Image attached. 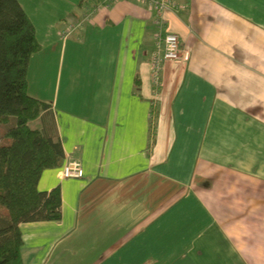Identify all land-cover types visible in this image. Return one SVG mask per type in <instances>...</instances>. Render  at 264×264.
<instances>
[{
	"label": "crops",
	"instance_id": "1",
	"mask_svg": "<svg viewBox=\"0 0 264 264\" xmlns=\"http://www.w3.org/2000/svg\"><path fill=\"white\" fill-rule=\"evenodd\" d=\"M19 1L42 45L28 90L55 75L29 91L37 123L84 169L42 173L62 218L20 224L26 264H264V0H172L162 26L139 0ZM158 30L190 58L156 88Z\"/></svg>",
	"mask_w": 264,
	"mask_h": 264
},
{
	"label": "trees",
	"instance_id": "2",
	"mask_svg": "<svg viewBox=\"0 0 264 264\" xmlns=\"http://www.w3.org/2000/svg\"><path fill=\"white\" fill-rule=\"evenodd\" d=\"M41 49L20 1L0 0V264H26L21 223L62 218L61 187L38 189L42 173L65 160L61 141L37 123L50 103L28 90L30 60Z\"/></svg>",
	"mask_w": 264,
	"mask_h": 264
},
{
	"label": "built area",
	"instance_id": "3",
	"mask_svg": "<svg viewBox=\"0 0 264 264\" xmlns=\"http://www.w3.org/2000/svg\"><path fill=\"white\" fill-rule=\"evenodd\" d=\"M115 1V0H104ZM150 6L155 11L156 23L162 26L165 22V12L169 10L172 5V0H139ZM88 20V17L78 19L71 23L68 28L63 31V38H67L74 30L82 27L83 23ZM156 50L152 55V79L159 88L162 81V73L166 62L182 63L190 58L188 50L180 46V39L176 33L169 32L163 34L158 30L155 34ZM58 177L60 179L66 178H82L84 176V169L81 162L75 157H68L58 169Z\"/></svg>",
	"mask_w": 264,
	"mask_h": 264
},
{
	"label": "rangeland",
	"instance_id": "4",
	"mask_svg": "<svg viewBox=\"0 0 264 264\" xmlns=\"http://www.w3.org/2000/svg\"><path fill=\"white\" fill-rule=\"evenodd\" d=\"M66 5V4H65ZM65 5H63V9H65L66 8V6ZM38 11L36 12V14H35V17H36V15H38ZM62 14H63V16L65 15V14H67V13H70L68 10L66 11V12H61ZM33 14V13H32ZM45 14V13H44ZM39 16V15H38ZM37 19V18H36ZM37 20H40V21H38L37 22V27H38V32H39V34H40V38H43L44 37V30H46L47 29V27H45L46 26V24L45 23H43V19L40 17V19H37ZM49 29V28H48ZM63 37V36H62ZM34 68V67H33ZM40 73V74H39ZM43 75H42V72H38V70H33V75H32V80H33V83H32V85L30 86V92H32V93H37L36 92V89H37V87H42V86H48V87H50V86H53L52 84H53V79L55 78V75H53V74H49L48 73V75H46V77H45V80H43ZM43 81H44V85H42L43 84ZM4 127L5 126H2V125H0V137H1V135H2V132H3V129H4Z\"/></svg>",
	"mask_w": 264,
	"mask_h": 264
}]
</instances>
